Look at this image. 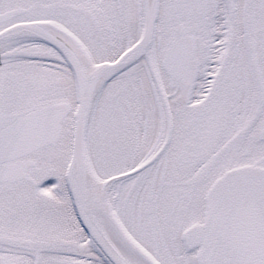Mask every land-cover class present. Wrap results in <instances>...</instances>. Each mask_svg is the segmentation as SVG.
<instances>
[{
    "label": "snow or ice",
    "instance_id": "snow-or-ice-1",
    "mask_svg": "<svg viewBox=\"0 0 264 264\" xmlns=\"http://www.w3.org/2000/svg\"><path fill=\"white\" fill-rule=\"evenodd\" d=\"M0 264H264V0H0Z\"/></svg>",
    "mask_w": 264,
    "mask_h": 264
}]
</instances>
